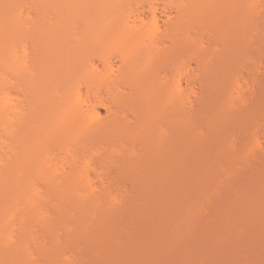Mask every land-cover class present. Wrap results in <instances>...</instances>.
<instances>
[{
	"label": "bare ground",
	"instance_id": "6f19581e",
	"mask_svg": "<svg viewBox=\"0 0 264 264\" xmlns=\"http://www.w3.org/2000/svg\"><path fill=\"white\" fill-rule=\"evenodd\" d=\"M135 1L0 0V264H40L39 260L42 259L39 255L45 254L51 248L50 244L49 247L46 245L44 248L48 242L45 233L56 235L62 228L67 233V230L73 227L71 221L78 222L76 217L72 218L73 215L81 214L86 210L89 217L85 224H81L82 228L78 227L85 232L87 227L90 228L88 224L92 220L93 222L97 220L96 205L104 202L103 205L101 204L102 209L105 204L114 205L116 200H120V197L117 199V196L111 192L107 194L106 190H103L106 193L102 195L100 193L102 189L99 192L98 185H93L95 179L90 177V171L96 170L95 167L93 169V166H96L94 159L98 158L100 162L103 159L104 163L109 161L110 164V160L118 157V160H123V162L120 160V163L115 160V164L119 166L124 164L132 167L134 164L132 169L128 166L130 170L125 166L132 174L133 171H139L138 165L130 161L136 155L140 158L142 156L141 159L144 161L148 158L150 161L154 159L156 163L160 162L163 165L166 163L164 161L172 158L171 156L178 150L179 156L182 154L183 157L178 164L189 156L188 145L190 146L189 141L191 142L193 138L192 134L196 126V123H192L195 119L193 113L188 110L191 109L189 96L194 93L192 87L189 88V83L191 84V77L198 78L196 74L199 68L196 74L194 69H191L189 56L185 54L187 51L181 50L190 46L185 43L196 42L194 48L190 46L192 49L190 47L189 49H194L191 51L194 52L193 55L198 54L197 62L203 58L202 66L207 65L206 61L210 60L208 66L211 70L212 60H216L214 62L216 67L219 65L221 68L220 70L213 68L211 71H220L219 76L221 78L223 76V80L219 76L217 79L214 78L212 76L214 73L211 72H207L208 75L203 77L207 74L205 70L208 68L205 66L204 71L201 69L203 72L200 73L203 75L201 74L199 78L204 79L203 84L205 85L209 80L206 87L213 88V83L218 85V90L221 84L224 86L221 85L219 89H226L227 85H231L230 90L229 86L227 88L229 91L232 89L230 93L228 92L229 96L227 93L229 99L227 96L225 97L228 100L223 98L227 104L232 98H238L239 94L242 97L244 94L245 90L239 92L243 89L239 88L238 91L237 88L239 86L244 88L242 85L247 87L246 83L241 85L237 82V88H234L236 86L232 88L230 83L234 81L236 75L229 76L228 82L229 78H224L222 71L223 63L219 59L221 56L214 54L219 58L215 57L212 60L205 58L206 53L202 54V50L200 51L202 44L198 45L199 42L196 40L198 34L195 32L197 35H193L195 34L193 32L197 31L198 27L207 30L211 27L209 21L213 22V19L216 21V26H212L218 28L213 30L218 31V34L216 33L218 36L216 35L215 38L221 42V45L217 44L222 48L213 43L219 49L214 52L217 48L212 45L213 53L231 48L234 42H238L237 39L243 40L242 36L247 39V33L248 35L254 33L259 37L263 34L261 30L264 29V26L262 27L264 23L258 21L264 18V5L263 8L262 5L259 6L261 0H148L155 4L156 1L159 3L161 1L166 7H164L163 23L155 14L156 8L152 7L153 3L147 1L148 6L150 5V13L144 17L137 8L141 0H137V3ZM238 21L243 25L242 29L239 28L242 36L236 41L233 36L228 38L231 39L230 41L228 39L224 41L232 32L239 30L237 27L241 24H238ZM233 24L232 30L235 31L229 29ZM205 25H208L207 29ZM196 26L198 27L195 30ZM239 35L237 33L236 36ZM251 36L253 39V35ZM256 37L252 41L253 45L258 40H264V35L261 39L256 40ZM245 39V43H248L249 39ZM221 40L226 43L222 44ZM261 41L260 44L257 42L254 48L257 49L260 45L259 49H261L264 45ZM203 47L205 50L206 47ZM249 48L250 52L253 46ZM196 50L201 54L196 53ZM207 51L213 54L209 49ZM113 53L118 54L117 64L111 63L109 59ZM222 53L226 55L222 59L228 61L230 55L228 51ZM259 54L262 53L258 52L256 57ZM93 56L98 57V63L91 60ZM218 60L221 62H217ZM199 66L202 68L201 64ZM164 67L168 70L161 74L160 70ZM236 78L238 79L237 76L234 79ZM183 80L186 82L185 85ZM218 82L221 84L219 85ZM227 89L218 99L222 101ZM243 96L246 100V96ZM241 97L238 99L240 100ZM223 101L221 104L224 103ZM128 105L131 107H128L130 112L128 110L127 112H132L133 116L123 109ZM221 106L224 108V105ZM230 106L232 104L226 105L225 109ZM101 107L106 108L105 114L101 111ZM223 108L221 112H224L225 116L226 111H222ZM221 112L217 114L219 118L222 116ZM200 132L196 130L195 133L198 135ZM256 142L253 141L251 148H248L249 152L259 145ZM144 147L147 150L144 151ZM245 151H243L244 157L247 155V149ZM246 159L248 160L245 158L244 161ZM102 164L101 162L100 165ZM105 164L102 166L104 167ZM102 170L96 171L99 174ZM147 170H143L141 174L144 171L148 173ZM173 170L176 171L175 168ZM145 173L143 175H146ZM103 176L102 178H106ZM158 183L162 185L161 181ZM210 193L212 194L213 191L207 192L205 198L207 196L210 198ZM205 201L206 199L203 202ZM198 202H202L201 199ZM36 206H39V209L36 210ZM244 207L250 208V206ZM33 208L34 213L30 211ZM57 209L59 211L56 215L53 211ZM193 212L195 213L194 210ZM252 212L256 214L257 211ZM192 213L191 216L189 214V220ZM247 213L250 214V211ZM80 214L79 217L83 218ZM79 217L77 215L78 220ZM188 218L187 222H189ZM85 219H81L80 223ZM187 222L186 224L191 223V221ZM252 224V227H257ZM260 224L255 231L264 230V219ZM72 229L68 230L70 236L75 234V230ZM249 229L251 233L254 231V228ZM83 234L88 233L86 231L81 235ZM259 235L260 239L262 236ZM60 236L57 234L53 237L54 247L61 245ZM70 236L67 235L69 240ZM73 239L74 237L71 238L72 242ZM263 239L262 237L259 241L262 242ZM63 241L64 239L62 244L69 242ZM263 243L258 244L264 247ZM74 244L75 242L72 243L73 246ZM72 248L76 249L77 246ZM71 249L67 250L71 253ZM53 253L58 255L56 251ZM72 254V260L76 259L74 252ZM50 260L48 259L47 262L42 260L44 262L41 263L56 264V261H60L58 264H62L61 260ZM260 260L259 264L264 263V258L260 257ZM54 261L56 263H53Z\"/></svg>",
	"mask_w": 264,
	"mask_h": 264
},
{
	"label": "rangeland",
	"instance_id": "374dc122",
	"mask_svg": "<svg viewBox=\"0 0 264 264\" xmlns=\"http://www.w3.org/2000/svg\"><path fill=\"white\" fill-rule=\"evenodd\" d=\"M147 1L148 0H141L138 5L139 7H137L136 4L137 0L135 1L136 3L134 2L136 4V7L140 9L139 11L141 15L143 13L142 16L144 17L146 15H149L150 13V5L148 6L150 2L148 1V3ZM157 1L156 4L151 2L153 3L152 5H154L152 7L156 8L155 14H157L160 22L163 23V19L165 17V14L163 13L165 12L164 9L166 7L164 6V4H162L161 1L160 3ZM261 1H263V3ZM261 1L259 3V6L262 5L263 8L264 0ZM133 6V8H135V5ZM262 19H260L261 21L258 20L259 23L261 22V24L264 23L262 22ZM240 21H238V24H241L240 26L238 25L239 27H237V24L235 25L238 29L240 27L242 29L243 26L241 23L242 21ZM209 22L212 23H209V26H211L210 28L207 27L208 25H205L206 29L208 28L207 30H205V28L202 29V27L196 26L195 30L197 29V27L198 30H193V33L197 32L198 35L196 33L193 35H197L196 40H198L197 42H199L198 45L201 46L202 44L200 51L202 50V54L206 53L205 58L207 57L212 60L217 57L216 55H218L219 57L221 56L220 58H217L221 59L222 62L220 60H218L217 62L220 61L221 63H223L221 65L223 66L222 71L224 74V78H229V80H225L229 82V76L231 75H236L238 77V79H234L236 76H233L234 81H231L230 83L232 84V88L233 86H236L237 82H239L240 84L246 83L247 87L242 84L241 85L244 88H242L241 86H239L238 88L237 86L234 87L237 88L238 91L240 90L239 88L243 89L239 92L245 90V92H243L244 94H242V97L241 94H239L238 98L241 97L240 100L234 97L236 100L230 98L231 100L228 101L229 104L223 101V98L227 96V93H230L232 91V89L231 91H229L231 85H227L226 87L228 88L229 86V90L226 88L227 92L222 97V101L224 103L221 104L222 101L218 98H220L226 91L225 88L219 89L221 88V85H223L221 84L222 82H218L219 85H221L217 90L218 85L212 83V86L214 87L208 88L206 87V85L208 84L209 80H207V83H205L204 85V79L199 78L201 74L203 75V73L200 72L204 71L205 66H207L208 68L207 70H205L206 73H214L215 76H212L214 78L216 77V79L217 76H219L220 71L214 72L211 70L213 68H216V70H220L221 68L219 67L218 63V66L216 67V64L214 63L216 60H212L213 65L210 62L211 70L208 66L210 60L206 61L207 65L205 64L204 66H202L203 64L201 60H203V58L200 59L198 63V59L196 58L198 54L197 56L196 54L193 55L194 52L192 53L191 51H193L194 49L190 50L192 49L190 46L193 47L196 42L185 43V45L187 44L190 46L183 47V49L181 50H184L185 52L187 51L185 54L189 56L190 61L189 59L188 61L191 69L193 68L194 70H192L196 74V70L199 68L196 74L198 78H195V76L191 77V84L189 83V88L191 89L192 87L194 93L190 91V93H192L191 96H189L191 98L189 100L191 107L189 106V103V105H187L191 108L188 110H191L190 112L193 113L190 114H192L194 116L193 118H195V122L193 121L192 123H196L195 125L197 127L195 126L194 133L192 134L193 138H191V142L189 141V156H187V158H189L187 160L188 162H186V158L183 161L184 163L182 162L183 165L182 163L178 164V162L182 161L181 159L183 158L181 157L182 154L179 156L178 148L176 149L178 150L176 154H173L171 152L173 154L171 157L175 158L176 161L175 159L173 160L172 158H168V160L166 159L167 161H164V163L166 162L165 165L160 162L156 163V160L154 161V159H151L150 161L149 158L147 159L149 161H144V159H141L142 156L140 158L139 155H136L133 156L130 161H133L138 165L139 171H133V168L132 171L133 173L135 172V174L133 175V173H130L131 171L129 172V167H131L130 165H128L129 167L125 165L129 168L128 170V168L126 169L124 164L120 166L118 164H115V160H117L118 162L121 160H118V157H115L116 159L110 160V164H112V166L108 164L109 161L106 162L104 160L106 163L105 164L103 162V159H101V162L105 164L104 167H106L108 164V166L110 165V168H108V166L107 168H104L102 166L103 164L100 165L101 162L98 158L94 159V161L96 162V166L92 163V165H94L93 169L94 167L96 170L105 169L106 171L102 170L103 174L100 172L99 174H102V176H106V178L108 179H106L104 176V178H102V176L99 175L96 170L92 169L93 171H90V177L95 179L93 185H98L97 187L99 189V192L101 189L102 191L106 190L108 191L107 194L112 193L113 195L117 196V199L120 197V200H116L117 202L115 201L116 203H114V205H112V203H107L110 206L105 204V206L103 207L104 209L102 208L103 211L101 207L104 202L96 205L97 220H94V222L92 220L91 223L88 224L90 228L87 227V230H85V232L87 231L88 234L81 235L82 233H85L84 229L79 230V228H82L81 224H85L88 219L87 217H89V213L88 211L86 212V210L82 211L81 214L78 213L76 215H73L74 217L72 218L74 219L76 217L75 219L79 223L71 219V224L73 225L72 228L75 230V234H71V236L69 235L70 233L68 234V230L71 231L72 225L70 226L71 229L67 230V233L63 228L58 230L59 233L57 234L61 235V245H58L57 247L53 246V237L57 236L55 232L54 233L56 235L52 233L49 234L50 232L45 233L46 240L49 243L47 242L44 248L46 247V245L48 246V244H50L51 248H49V250H54L50 251L53 254L52 255L47 248L46 250H48L50 255L47 251L45 254L43 253L42 255H39L42 260L47 262L48 259L50 260L51 256H53L55 257V259H53L52 257L50 261L61 260L62 264H254L255 262V264H259V262L261 261L260 257L264 258V255H262L264 253L262 251L264 250V247L262 245H260V247L258 244L264 242V239L262 240V242L259 241L260 239H262V237L264 238V230H261V233L257 229V231L261 233H259L260 235L256 233L257 231H255L261 221H263L264 219V55H262L264 54V45L262 46V42H264V40H260L262 43L261 49H259L260 41H257L259 43V46L257 48L259 49V51L256 49V47L254 48V45H257V42H254V45L252 44V41L255 40L254 37L257 36L256 40L259 38L261 39V37L264 35V29L261 30L263 34L259 35V37L257 34L250 33V35H253V39L252 36L250 37V35H248V33L246 34V38L249 39L248 41L251 43H245V38L241 33H239L241 32L240 29V31L237 30L238 32H232L231 36L229 35L228 37H226L224 41H227V39L232 36L233 38H235V41L237 38H240V36H242L243 40L239 41V39H237L238 42H234L233 46L230 45L232 46L231 48H224L225 50L223 49L222 52L228 51V53L230 54L228 57V61L226 60L225 62L222 58L225 54H227L226 52L225 54L222 52H212L214 49L211 47H213L215 44L219 48L222 47L219 46L221 45V42L217 41L218 39L215 38V36L218 34V31L213 30L217 28L214 27L216 26V21L213 19V22ZM231 26H229L231 27L229 29L231 31H235L232 30V28L234 29V24ZM263 26L264 25H262V27ZM236 27L235 29H237ZM262 27L260 28L262 29ZM199 30L205 31L200 32ZM237 33L240 35L236 36ZM224 41H222V44L226 43ZM209 44L211 45L208 48ZM203 46L206 47L205 50H203ZM216 46H214V48H217ZM252 46L254 49L252 48V50H250V53L248 49H250L249 47ZM208 49L213 54L209 53L207 51ZM198 50H196V53H199ZM216 51H219V49L217 48V50H214V52ZM256 51L262 54H259V56L256 57L258 55V52ZM189 52L191 54H187ZM92 55L93 54H91V56ZM117 55L118 54L116 53L111 54L109 58L111 59L110 61H112L111 63L117 64V62H119ZM253 58L255 60H253ZM91 60L95 63L99 62V59L96 56L91 57ZM252 60L254 63L252 62ZM198 64H201L202 68ZM201 69L203 71H201ZM165 70L167 72V67H164V69L160 70L161 74H164ZM206 73L204 72V74ZM216 73H218V75ZM191 75H193V73ZM207 75L208 73L205 76L203 75V77H206ZM219 78L221 77L219 76ZM183 82V84L185 85L186 82L184 80ZM226 82H224L225 85ZM248 87L250 88L249 90ZM214 88L216 90H214ZM229 93L228 96L230 95ZM243 95L246 96V100ZM230 101H233L235 104L233 102L231 103ZM225 104H232V106L225 109ZM221 105H224V108ZM129 106L130 105H128L127 108ZM221 107L223 108L222 111H226L225 116L223 115L224 112H221ZM127 108H123L126 113L130 112V108ZM100 109L104 114L106 113V108L101 107ZM218 112H221L222 116L220 118L217 115ZM128 114H132V112ZM130 116H133V114ZM196 130H198V132H201L197 135V133H195ZM195 134L197 136L200 135L199 138L195 136ZM253 141H257L256 143L259 145L253 148L251 152H249L248 148H251V144L253 143ZM89 146H91V144ZM145 147L143 149L144 151L148 149V147L147 149H145ZM246 149L247 155L244 157ZM243 151L245 152L243 153ZM248 154H251V156H248ZM245 158H248V160L246 159L244 161ZM121 162H123V160H121ZM154 162L158 166L155 165ZM98 163L100 165V168ZM133 165L132 167H134ZM150 166L152 167V169ZM135 168L137 167L135 166ZM146 168L149 170V172ZM173 168H175L176 171L173 170ZM143 170H147L148 173H145L144 171L146 175H143L144 173L141 174ZM160 181L162 185L158 183ZM107 184L109 185V187ZM214 188L216 190H214ZM260 189L262 191H260ZM102 191L100 193L102 195H105L106 192L103 191V193ZM210 191H213L212 194L210 193V198H208V196L205 198L207 192L209 193ZM203 198L206 199L205 202H203L205 200H203ZM247 198L249 199L247 200ZM200 199L202 202H198ZM261 199L263 200V202ZM243 202L245 205L243 204ZM39 206H36V210ZM244 206H250V208L246 207V209H248L246 210ZM260 206L263 209H261ZM34 208L30 210L31 212L33 211L32 213H34L35 211ZM107 208H109L110 210H108ZM244 209L246 213L250 211V214H246ZM258 209L260 211L262 210L263 212H260ZM191 210L192 212L194 210L195 213H192ZM254 210L255 212L257 211L256 214L252 212ZM58 211L59 210L57 209L53 212H55V214L57 215ZM31 212L29 213L31 214ZM85 212L87 214H85ZM191 213L193 214L192 217H195L194 219H192L191 217V220H189L188 217L191 216ZM79 214L83 218H80ZM77 215L80 218L79 220L77 219ZM255 215H257V217H253ZM187 218L189 222L191 221L190 224H186ZM260 218L262 220H260ZM81 219H85V221H82L80 223ZM92 222L95 224H93ZM258 222L259 224H257ZM252 223H254V225H256L257 227H252ZM92 225L93 227L91 228ZM248 227L251 229L254 228V231L252 230L253 232L251 233ZM77 228L80 232L76 230ZM241 228L243 229L241 230ZM246 229L247 231H245ZM63 230H65V233H63ZM60 232H62L63 234H61ZM253 233H256L257 236ZM64 234H66V236ZM67 235L70 236V240L67 238ZM258 235L259 237H262L259 239ZM63 236L64 238H62ZM73 237L74 239L72 242L71 238ZM254 238L256 239L254 240ZM63 239V242H66L67 240L69 242L64 243V245L62 244ZM71 242H75V246H73ZM67 243L70 245L67 246ZM65 246L67 247L66 249ZM71 246H77V248L75 249ZM71 248L73 249V251ZM67 249H71V253L70 250ZM75 250L77 251V253ZM53 251H56L58 255H54ZM72 252H74V254L76 253V259L74 258L72 260ZM46 254H48L47 257L45 256ZM56 256L58 257V259H56ZM41 261L39 260L40 264L44 262L42 261L41 263ZM55 261L53 263H60V261Z\"/></svg>",
	"mask_w": 264,
	"mask_h": 264
}]
</instances>
